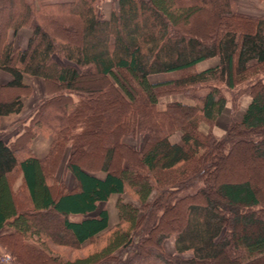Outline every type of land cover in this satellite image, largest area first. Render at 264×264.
Returning <instances> with one entry per match:
<instances>
[{"label": "trees", "instance_id": "trees-1", "mask_svg": "<svg viewBox=\"0 0 264 264\" xmlns=\"http://www.w3.org/2000/svg\"><path fill=\"white\" fill-rule=\"evenodd\" d=\"M102 1L0 0V70L10 75L0 116L18 113L31 95L25 75L40 77L46 93L14 139H0V246L10 264H264V189L253 174L217 176L264 159V9L117 0L105 17ZM21 28L30 31L25 47L8 39ZM209 58L216 63L196 69ZM166 72L176 75L148 79ZM172 94L190 102L158 108ZM242 95L245 108L216 136L218 117ZM97 133L104 141L91 164ZM137 133L140 148L123 141ZM37 135L51 138L43 158L31 150ZM66 148L69 189L56 178ZM111 195L112 225L104 207L90 215ZM54 219L58 227L47 226Z\"/></svg>", "mask_w": 264, "mask_h": 264}, {"label": "rangeland", "instance_id": "rangeland-1", "mask_svg": "<svg viewBox=\"0 0 264 264\" xmlns=\"http://www.w3.org/2000/svg\"><path fill=\"white\" fill-rule=\"evenodd\" d=\"M236 2H237L238 7L244 6V7L249 8V7H252L253 4H255V2L250 1V0H236ZM101 6L104 7V5H102V2L100 3V10H101ZM10 37H11V39H13V35H11ZM216 61H217V58H209V59L203 60L196 65V69L201 70L203 68L209 67V66L215 64ZM175 75L176 74L174 72L155 73V74L149 75L148 79L151 82H155V81H161V80L172 78ZM8 93H10V91ZM173 100L190 102L189 99L185 98L182 95L172 94V95L162 97L160 99L159 104H158V108H163L165 103H167L169 101H173ZM230 101L226 105L225 110L218 117L214 126L212 127V130L216 136H220L222 134L223 129L226 127V125L230 122L231 119H236L239 117V114L243 111L247 102L249 101V97L247 95L246 96L242 95L241 97H239L238 105H237V108H235V109H233L232 102H230ZM208 128L209 127L205 123L200 124V129L202 131H206V130H208ZM144 137L145 136L143 134L137 133L134 136L124 137L123 141L132 145L135 148H140L143 141H144ZM176 139H177V134L172 137V140H176ZM103 141H104V137L102 136V134L97 133L95 139H93V141L91 143L92 144V149H90L91 152L86 153L87 154L86 155V161L87 162H89L91 164L97 163V160H98L97 157L98 156L96 155L97 154L96 151L100 147V145ZM248 158H246L247 160L244 159L243 162L242 161L239 162L238 165H236L232 169H222V170L219 169L218 170L219 174L217 175L218 178L222 179V180H226V179L235 177L236 174H242L243 176L250 174L254 179L253 175H255L256 179L259 181L258 186L261 187L262 189H264V159H260V158H254L253 159L252 156L249 159ZM248 160H250V162ZM65 175H66V172H64V176H63L64 178L66 177ZM69 180H70V178H69ZM68 184H70V183H68ZM123 197H124V199H126L128 201L131 200L128 193H125L123 195ZM115 200H116V196L113 195L109 198V200L107 202L100 203L98 205V208L104 207L107 209L111 223L116 221V218H117L116 209H115ZM47 226H50V227L54 226V228H57L58 227V221L56 219H54L53 222H49ZM163 246L168 253H172V254L174 253L172 239L165 240ZM53 249L55 251H58L61 253H69V254H78L79 253L78 251L73 253V251H69L68 247H64V246H57V247L53 246ZM18 254H21V257H23L24 259H32L35 256V254H33V253L21 252V251H19ZM12 260H13L12 256L9 253H5L4 249H2V247L0 246V264H10V262H12ZM34 262L37 264H47L43 260H37Z\"/></svg>", "mask_w": 264, "mask_h": 264}, {"label": "crops", "instance_id": "crops-1", "mask_svg": "<svg viewBox=\"0 0 264 264\" xmlns=\"http://www.w3.org/2000/svg\"><path fill=\"white\" fill-rule=\"evenodd\" d=\"M250 1L255 2V4H253V6L249 8L244 7V6L238 7L239 11L244 12V13L254 14V15L261 14L264 9V0H250ZM102 5H104V7L101 6V12L103 13L105 17H108L111 10L116 8L117 0H104L102 1ZM29 33L30 31L27 28L19 29L15 33V35L10 30L8 32V39L10 41L12 40L13 43L19 47H25L28 37H29ZM11 35H13V39H11L10 37ZM9 78H10V75L8 73L0 70V84L6 82ZM24 82L31 86L32 93L28 97H24L22 99L23 101L22 109L18 113H10L7 115L0 116V139H2L3 141L7 143L11 142L14 139V137L19 133L21 122L26 120L32 114L38 101L41 98L46 96L43 80L40 77L25 75ZM50 143H51V138L49 136L37 135L31 142L32 153L38 158H43L49 150ZM67 155H68V148H66V150L64 151L62 155V158L60 160V163L58 165V169L56 172V178L58 180H63L66 188L69 189L71 188L73 184L74 178L72 174L65 171V162L67 159ZM64 172H66L65 178L63 177ZM96 175L99 177H103L104 173L99 172ZM100 203H104V202H100ZM100 203H98V205ZM98 205H97L96 210L90 214L91 216L97 215L98 211L101 209V208H98ZM70 219L77 220L78 216L71 215ZM115 222L116 221L111 223L110 218H109L110 225H112Z\"/></svg>", "mask_w": 264, "mask_h": 264}]
</instances>
